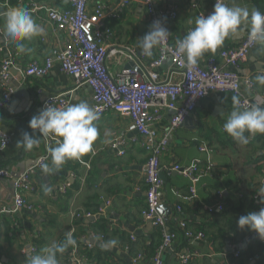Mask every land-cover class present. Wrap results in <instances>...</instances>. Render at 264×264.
<instances>
[{
	"label": "crops",
	"instance_id": "1",
	"mask_svg": "<svg viewBox=\"0 0 264 264\" xmlns=\"http://www.w3.org/2000/svg\"><path fill=\"white\" fill-rule=\"evenodd\" d=\"M126 1V5L125 0L89 2L90 10L96 6H102L104 9L105 23L114 32L110 41L111 47H137V40L150 29L151 23L143 0ZM154 2L159 10L168 13L172 9L176 10L177 17L170 24V32L175 41L184 38L186 33L196 26L195 21L199 16H207L212 10L211 0ZM225 4L229 7L247 8L249 12L259 10L254 0H225ZM19 7L28 9L35 22L42 26L45 32L23 42L28 49L25 53L13 49L12 45L15 43L0 33V70L3 59H13L7 84L0 76V94L9 88L13 90L8 107L1 112L3 119L0 121V127L11 136L9 144L0 151V170L8 172L6 176L0 175V186L8 197L0 204V264H27V250L30 246L37 245L39 253L42 254L43 248L53 242L58 243L61 236L69 233L73 235L74 232L77 233L78 240L89 245L90 240L95 239V243L102 244L118 257L128 260L129 251L123 244L122 236L130 241H133L134 237H144L150 244L154 237L155 225L145 220L141 213L146 202L145 163L149 152L141 145L130 144L136 133L128 130L130 120L125 116L108 112L102 120L94 122L98 129V138L93 142L92 150L81 157L90 163L89 168L68 160L59 171L43 172L48 175V179L39 173L35 176L37 192L25 193L26 198L34 201L39 207L21 210L14 206L15 192L10 186L13 176L23 174L42 156L49 158L47 165L51 166V156L48 152L50 146L44 137H40L39 146L31 151H25L22 146L17 145L23 132H32L29 128L30 119L43 109V103L51 94L69 91L66 94L69 104L86 101L92 107L91 88H77L74 78L66 74L58 62H54L49 72L43 76H32L26 72L31 60L42 62L54 50L65 46L67 34L62 30H54L43 15L50 8L62 10L71 7L70 0H26ZM121 8V16L114 19L112 15ZM4 13H0L1 19L4 18ZM3 24L4 20L0 25L2 28ZM246 35L247 31H244L226 38L215 52L221 48L237 46ZM156 49L157 47L153 49V55L149 58H155ZM215 52H205L197 63L205 65L206 57ZM107 63L112 72H118L124 67L137 69L123 52L108 57ZM170 65L171 58L168 56L157 70L161 78L169 75L176 77V73L170 70ZM138 71L143 74L139 68ZM236 71L242 79L254 77L257 90L264 91V84L257 80L258 76H264V45H258ZM244 91L247 93V90ZM233 97L231 94H211L199 103L191 115V122L185 124L183 121L176 131L167 137V147L161 154L163 189L160 206L163 210L161 214L166 218L165 232L174 233L175 238L162 252L164 264H180V257L187 253L193 255L191 264H230L226 255L216 251L209 241L186 240L178 228V222L186 218L195 229L197 224L204 221L203 208L216 202H212L209 195L211 186L216 183H221L223 197H230L233 201L240 198V192L239 189H228L223 184L227 180L241 182L242 188L249 191L253 188L247 186L249 180L259 182L264 187V173L256 169V164L264 159V134L257 133L247 145H242L224 130V123L231 112L238 108ZM162 114V120L156 125L160 136L168 132L172 113L163 111ZM35 135L40 134L37 131ZM117 137L125 140L127 151L123 156L119 155V148L109 144L110 140ZM202 146L206 149L201 150ZM197 160H201L203 166L213 167V170L210 172L209 168V171L200 177L195 198L187 201L185 195L189 191L190 179L173 167L175 164L189 166ZM89 171L94 173L93 188L87 187L85 183ZM74 183L80 184V187L74 189ZM46 186L51 188L48 193L44 191ZM95 192L105 196L104 199H99L101 205L105 204L106 200L110 202L103 215L111 228V240L108 242L94 236L89 225L91 222L88 223L87 218L75 215L77 207L84 208L85 204L93 202L90 197ZM181 201L186 206L187 213L178 209ZM196 206H201L198 211ZM46 210H49V213ZM78 221L80 225L76 224ZM230 249L234 251L235 247ZM75 262L72 251H68L67 256L60 260L61 264Z\"/></svg>",
	"mask_w": 264,
	"mask_h": 264
},
{
	"label": "built area",
	"instance_id": "2",
	"mask_svg": "<svg viewBox=\"0 0 264 264\" xmlns=\"http://www.w3.org/2000/svg\"><path fill=\"white\" fill-rule=\"evenodd\" d=\"M70 2L71 7L69 8L62 10L50 8L43 15L54 30H62L67 34L65 46L60 50H54L42 62L28 63L26 72L32 76H43L49 72L54 62H58L61 69L74 78L77 88L81 86L91 88L92 108L99 113L97 121L102 120L108 112H116L130 120L128 130L136 133L130 144L141 145L149 152L145 163L147 208L142 212V216L155 226H161L164 230V237L151 262L144 263L143 256L137 255L130 260L129 264H164L162 252L175 238L174 233L165 232L166 221L159 211L163 189L161 154L167 147V137L171 132H175L188 116L192 115L202 100L213 93L233 95L236 98L235 104L240 110L251 105L264 107V91L257 90L255 78L249 76L242 79L236 71V68L250 56L259 44L250 43L246 35L237 46L221 48L218 52L210 53L205 59V65L197 63L193 67H188L186 57L176 53L177 43L183 38L176 42H172L171 39L168 22H172L177 17L176 10L172 9L168 13L157 9L154 0H143L150 23L160 20L169 32L163 47H157L156 56L151 59L144 56L141 50L134 45L117 48L110 46L114 32L105 23V12L102 6H96L90 10V0H70ZM211 2L212 12L216 0H211ZM222 2L225 4V0ZM126 4L125 0L124 5ZM10 6L11 0H0V8ZM122 12L123 8L115 12L112 17L117 19ZM117 52H123L137 69L124 67L118 72H112L107 58ZM168 56L171 58L170 70L176 73V77L169 75V77L161 78L157 70L168 59ZM12 64V58L3 59L0 76L5 84L10 78ZM138 68L143 73L142 75ZM244 90H247V93ZM12 92L13 90L9 88L0 94V121L3 119L1 112L8 107ZM68 92L51 94L43 103L42 108L50 103L58 107L69 104L66 97ZM163 111H170L172 114L169 119L168 132L160 136L156 125L162 120ZM45 139L50 147H55L59 138L50 135ZM10 140V134L0 127V151L9 144ZM109 144L120 149V156L125 155L127 149L124 146V138H114L109 141ZM205 149L204 146L201 147V150ZM48 159L47 156H42L33 166L16 178L14 206L17 209H34V205L28 201L25 193L35 194L37 192L35 176L44 172ZM77 161L85 167L90 166V163L82 158ZM200 162L201 160H197L189 166L175 164L173 167L174 170L190 179L189 189L192 194H196V186L200 181L201 176L198 174ZM201 171L204 173L202 169ZM7 174L6 170H0L1 176ZM109 205L110 202L107 201L98 214H77V217L88 218L105 214ZM217 208L221 210L222 206L218 205ZM178 228L184 230V236L187 238L202 239V233L194 234L187 229L186 223L182 220L178 222ZM92 245V243L89 244V246ZM72 252L75 256L76 249L74 248ZM27 253L28 257L40 254L37 245L30 246ZM238 254L239 251L235 250V256ZM190 258L191 254L182 255L180 264H188ZM75 260L77 264L82 262L76 256Z\"/></svg>",
	"mask_w": 264,
	"mask_h": 264
},
{
	"label": "clouds",
	"instance_id": "3",
	"mask_svg": "<svg viewBox=\"0 0 264 264\" xmlns=\"http://www.w3.org/2000/svg\"><path fill=\"white\" fill-rule=\"evenodd\" d=\"M195 25L176 47V53L186 57L188 67L195 66L205 52H215L226 38L244 31H247L250 43L264 45V13L259 10L249 12L247 8L229 7L222 0H216L213 11L207 16H199ZM3 31L15 43L19 53L28 51L24 41L45 32L35 22L29 10L21 7H11L4 13ZM168 34L160 20L153 21L149 31L137 40V47L144 56L151 57L155 47H163ZM257 80L264 84V76H258ZM98 119L99 113L86 101L59 107L50 103L30 119L29 128L32 132H23L17 145L22 146L25 151H31L39 146L40 137H58L56 146L48 149L51 166H44L45 173H53L59 171L68 160H79L92 150L93 142L99 135L94 123ZM223 127L234 140L247 145L257 133L264 134V107L251 105L244 110L236 108ZM37 130L39 136L35 135ZM44 191L48 193L51 188L46 186ZM258 195L260 202L264 204V187L259 189ZM237 224L240 229L254 231L264 240V207L240 216ZM75 243L69 233L64 242H53L41 250L42 254L30 255L27 264H58L57 254H63Z\"/></svg>",
	"mask_w": 264,
	"mask_h": 264
},
{
	"label": "trees",
	"instance_id": "4",
	"mask_svg": "<svg viewBox=\"0 0 264 264\" xmlns=\"http://www.w3.org/2000/svg\"><path fill=\"white\" fill-rule=\"evenodd\" d=\"M26 0H11V7H19ZM260 12H264V0H254ZM9 8L2 7L0 8V13L6 12ZM4 18H0V25H2ZM170 25L171 22H168ZM0 32L9 40V38L4 34L3 28L0 26ZM172 42H176L175 39L171 38ZM43 44V43H42ZM13 49H16L15 44L12 45ZM35 61L31 60L30 62ZM201 143V142H200ZM204 144V143H203ZM208 146V145H207ZM76 161L77 160H71ZM80 164V162H78ZM92 166V165H91ZM229 168L228 166H226ZM200 171L198 174L203 176L204 173L209 171L212 172L213 167L203 166V162L199 163ZM201 169L204 171L202 173ZM256 169L264 173V159L261 160L258 164H256ZM94 173L89 171L85 183L87 187L93 188L95 183L93 181ZM223 184L230 189L237 191L239 189L240 198L237 201H233L230 197H223L221 192V183H216L211 186L209 195L210 200L214 202L211 205H208L206 208H203V219L201 223L197 224L194 229L191 226V222L183 218L187 225V229L192 231L194 234L202 233V239L194 240L187 238L184 236V230H180L182 236L186 238V240L192 241H209L214 249L220 253L226 255L227 261L230 264H264V240L260 239L258 235H254V231L245 229H240L238 227L237 221L240 216L246 215L248 212L259 211L260 208L264 207V204L260 202V197L258 195L259 189L262 185L259 182H254L253 180L247 181V186L251 189H243V185L241 182H234L231 180L225 181ZM80 184L74 183V189H78ZM188 193L185 195L187 201H191L195 198V195L190 192L188 187ZM110 192V191H109ZM105 196H100V193L95 192L91 195L90 201L85 204L84 208L77 207L75 210V215L77 214L83 215L86 213L98 214L100 209L103 207L99 199H104ZM28 201L34 205V208H38L39 206L34 203L31 199ZM107 200L105 201V203ZM178 208L181 212H186V206H184L183 201L178 204ZM218 205L222 206V209L219 210L217 208ZM201 206H196L197 211ZM147 204L145 202L141 213L146 210ZM47 212V210H46ZM49 213V210L48 212ZM104 214H100L99 217L92 221L89 225L92 230V233L95 237L102 239L104 242H108L111 240V228L109 227V221L103 216ZM76 224L80 225L81 223L78 221ZM164 230L161 226H155V232L153 233V238L151 243H147L144 237H134L133 241H130L126 237L122 236L123 244L127 247L129 251V259L125 260L117 255L109 249L105 248L102 244L94 243L92 246L80 241L77 239V233L74 232L72 235L73 239L76 241L74 245H71L67 248V250L63 254H57L58 264L60 260L67 256L68 251H73L76 249L75 256L80 259L82 262H87L88 264H129L130 260L137 255L143 256V262L149 263L156 255L158 249L160 248L163 241ZM67 234L61 236L58 240V243L64 242ZM235 247L234 251L230 248ZM239 246V247H238ZM238 247V248H236ZM235 250L239 251L238 256H235ZM118 257V258H117ZM120 258V259H119ZM193 260V255H191L190 262L191 264Z\"/></svg>",
	"mask_w": 264,
	"mask_h": 264
},
{
	"label": "water",
	"instance_id": "5",
	"mask_svg": "<svg viewBox=\"0 0 264 264\" xmlns=\"http://www.w3.org/2000/svg\"><path fill=\"white\" fill-rule=\"evenodd\" d=\"M29 97H30V95H29ZM217 109V108H216ZM185 124H187V123H189V121L191 122V116H188L185 120ZM22 175V174H21ZM21 175H18V176H13V180H11V184H10V186H11V190L13 191V192H15V187H14V182H15V180H16V178H18L19 176H21ZM40 175H42L45 179H48V175H46V174H44V173H40ZM7 196L4 194V191H2V188H1V186H0V204L1 203H3L5 200H7ZM102 206H104V204L102 205ZM159 211H160V213H163V210L161 209V206H159ZM97 219V216H90V217H88L86 220H87V222L89 223V222H92V221H94V220H96ZM165 221H166V218H165ZM96 242V240L95 239H91L90 240V243H92V244H94ZM239 247V246H238ZM238 247H236V248H238ZM75 264H77L76 262H75ZM79 264H88L87 262H81V263H79Z\"/></svg>",
	"mask_w": 264,
	"mask_h": 264
}]
</instances>
